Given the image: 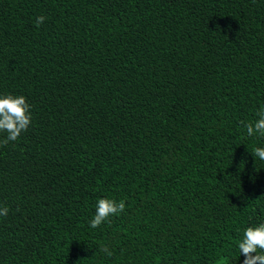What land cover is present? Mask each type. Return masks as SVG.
I'll return each instance as SVG.
<instances>
[{
    "label": "trees",
    "instance_id": "16d2710c",
    "mask_svg": "<svg viewBox=\"0 0 264 264\" xmlns=\"http://www.w3.org/2000/svg\"><path fill=\"white\" fill-rule=\"evenodd\" d=\"M9 94L32 120L0 145V264H243L264 0H0ZM102 198L125 210L91 228Z\"/></svg>",
    "mask_w": 264,
    "mask_h": 264
},
{
    "label": "clouds",
    "instance_id": "9594fccd",
    "mask_svg": "<svg viewBox=\"0 0 264 264\" xmlns=\"http://www.w3.org/2000/svg\"><path fill=\"white\" fill-rule=\"evenodd\" d=\"M44 16L37 17L36 26L39 27L44 21ZM31 105L24 96H13L11 94L0 97V132H6L7 137L0 141V145H6L9 141H16L21 133L27 131L31 124ZM259 119L253 123H247V134L252 136L259 133L264 136V108L257 112ZM252 155L264 161V148H255ZM125 210L123 200L117 202L112 199L102 198L97 201L96 212L89 222L91 228L100 227L106 221L110 223V217L117 216ZM8 208H0V216H6ZM240 254L245 259L243 264H264V254H259L258 249L264 252V223L257 227H248L244 231V238L238 244ZM105 253L111 256L112 253L104 248Z\"/></svg>",
    "mask_w": 264,
    "mask_h": 264
}]
</instances>
